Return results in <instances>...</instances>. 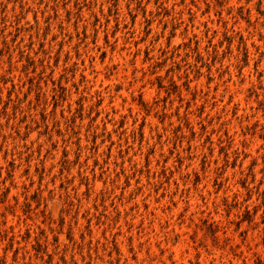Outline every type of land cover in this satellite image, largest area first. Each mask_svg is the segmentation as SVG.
Instances as JSON below:
<instances>
[{"label": "rangeland", "instance_id": "obj_1", "mask_svg": "<svg viewBox=\"0 0 264 264\" xmlns=\"http://www.w3.org/2000/svg\"><path fill=\"white\" fill-rule=\"evenodd\" d=\"M0 264H264V0H0Z\"/></svg>", "mask_w": 264, "mask_h": 264}]
</instances>
